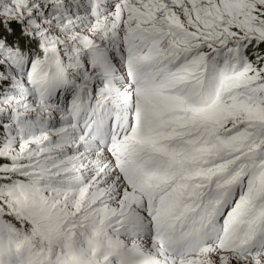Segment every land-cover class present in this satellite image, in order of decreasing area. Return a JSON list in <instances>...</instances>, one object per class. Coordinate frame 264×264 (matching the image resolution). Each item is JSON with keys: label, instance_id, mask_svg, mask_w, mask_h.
Returning a JSON list of instances; mask_svg holds the SVG:
<instances>
[{"label": "snow or ice", "instance_id": "obj_1", "mask_svg": "<svg viewBox=\"0 0 264 264\" xmlns=\"http://www.w3.org/2000/svg\"><path fill=\"white\" fill-rule=\"evenodd\" d=\"M0 264H264V0H0Z\"/></svg>", "mask_w": 264, "mask_h": 264}]
</instances>
